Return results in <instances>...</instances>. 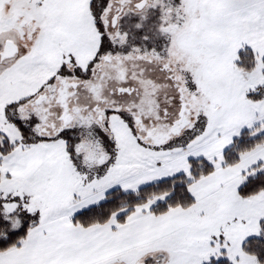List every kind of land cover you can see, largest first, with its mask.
<instances>
[{"label":"snow or ice","instance_id":"6c2138e0","mask_svg":"<svg viewBox=\"0 0 264 264\" xmlns=\"http://www.w3.org/2000/svg\"><path fill=\"white\" fill-rule=\"evenodd\" d=\"M0 264H264V0H0Z\"/></svg>","mask_w":264,"mask_h":264}]
</instances>
